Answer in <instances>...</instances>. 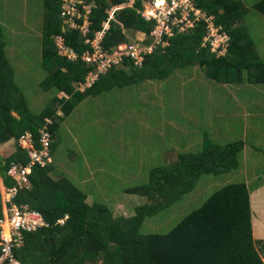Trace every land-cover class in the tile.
Listing matches in <instances>:
<instances>
[{"label":"trees","instance_id":"obj_1","mask_svg":"<svg viewBox=\"0 0 264 264\" xmlns=\"http://www.w3.org/2000/svg\"><path fill=\"white\" fill-rule=\"evenodd\" d=\"M195 1L197 8L215 16L216 25L223 26L230 34L231 42L225 55L213 53L210 44L202 46L207 26L202 22L189 34L166 38L169 46L159 47L149 55L137 72L148 78L161 79L168 77L173 69L197 66L211 80L240 84L247 76L250 82L264 84V62L243 24L248 12L243 0ZM86 2L95 3L91 15V37L94 39L103 29L109 9L126 0ZM45 6L43 66L48 77L43 88L46 91L58 89L68 98H57L42 115L33 114L16 83L14 69L6 59L4 35L0 30V146L19 141L28 131L33 132L38 141L41 129L50 118L54 121L49 130L54 138L55 156L56 140L65 118L87 98L112 87L109 81L123 86L136 72L113 70L94 88L82 89L93 69L83 60L73 62L62 56L55 38L64 36L67 45L81 57L91 47L86 45L80 31L65 32L61 18L62 0H45ZM135 7L142 8V2ZM254 9L264 15V0L257 2ZM117 18L124 28L112 23L104 41L106 50L134 41L139 32L149 38L155 27V22H145L135 9L120 11ZM236 23L240 25L235 27ZM150 41L149 38L147 42ZM61 111L64 116L60 115ZM241 148L207 142L199 154H181L171 165L154 168L147 184L126 190V193L146 199V203L135 208L134 216L119 220L113 217L109 206L98 202L90 205L88 194L72 180L56 177L53 163L46 168L36 167L31 176V188L22 192L14 204L40 211L50 226L26 233L25 244L14 251L15 255L22 264H264V238H261L264 232L258 228L259 237L254 238L252 225L254 210L264 216V204L256 201L253 207V194L245 183H232L216 191L201 208L187 215L167 234L141 232L146 217L181 200L194 190L201 176L228 173L236 168ZM21 150L6 161L0 157V221L4 219L2 196L5 187L15 185L7 174L10 164L19 160L28 163V157ZM67 216L70 219L61 225L59 222Z\"/></svg>","mask_w":264,"mask_h":264},{"label":"rangeland","instance_id":"obj_2","mask_svg":"<svg viewBox=\"0 0 264 264\" xmlns=\"http://www.w3.org/2000/svg\"><path fill=\"white\" fill-rule=\"evenodd\" d=\"M259 1L243 0L248 10L243 24L264 62V15L254 9ZM46 14L45 0H0L5 56L37 116L66 97L43 88ZM134 69L127 70L136 74L126 84L109 81L112 87L87 98L65 118L56 140V177L72 180L88 194L90 205L109 206L119 220L134 216L135 208L146 203L126 190L147 184L154 168L171 165L181 154H199L207 142L242 146L236 168L201 176L181 200L146 217L143 234L169 233L229 184L264 186V84L247 76L240 84L211 80L197 66L173 69L161 79ZM17 149L16 142L0 146V157L6 161Z\"/></svg>","mask_w":264,"mask_h":264},{"label":"built area","instance_id":"obj_3","mask_svg":"<svg viewBox=\"0 0 264 264\" xmlns=\"http://www.w3.org/2000/svg\"><path fill=\"white\" fill-rule=\"evenodd\" d=\"M138 2H142V8L135 7ZM94 6L95 3L89 4L86 0H62L61 18L65 32L80 31L86 45L91 47L82 57L67 45L64 36L55 38L62 56L73 62L83 60L93 69L82 89L94 87L104 75L113 70L130 67L141 69L149 55L154 54L159 47L169 46L166 38L188 34L202 22L207 24L202 41L203 47L210 44L213 53L225 55L230 46V34L223 26L216 25L215 16L197 8L195 0H126L125 3L109 9V17L103 29L96 33L93 39L91 15ZM125 9H135L145 22H155L149 36L151 41L147 42L148 37L136 39L131 43L120 44L112 50H106L104 41L111 31L112 23L115 22L124 28L117 18V13ZM80 20H84V23L81 24ZM53 123L52 119H47V125L41 129L38 141L33 132H27L17 142L18 149H22L23 155L28 157V163L22 160L13 161L7 173L15 185L5 187L3 193L4 219L0 221V264H22L14 251L24 246L25 234L50 226L40 211L29 206L23 208L16 206L14 200L31 188V176L36 167L46 168L53 163L54 138L49 130ZM68 220L69 216L61 220L60 224L65 225Z\"/></svg>","mask_w":264,"mask_h":264},{"label":"crops","instance_id":"obj_4","mask_svg":"<svg viewBox=\"0 0 264 264\" xmlns=\"http://www.w3.org/2000/svg\"><path fill=\"white\" fill-rule=\"evenodd\" d=\"M147 37L148 36L146 34L141 33V32L136 34V39H144V38L146 39ZM129 43H131V42H129ZM131 68L132 67L126 69V72H127V70L128 71L131 70ZM250 187H249V189H250L251 193L253 194L252 195V199H253L252 200V205H253V207L257 204L256 201L264 204V196H263L264 186L252 187V188H250ZM254 196L256 198H254ZM253 215H254L253 216L254 218H252V225H253V231H254V238H258L259 237L258 233H257L258 232V228H262L263 232H264V216H263L262 213H257L255 210H254V214ZM261 238H264V234H262Z\"/></svg>","mask_w":264,"mask_h":264},{"label":"clouds","instance_id":"obj_5","mask_svg":"<svg viewBox=\"0 0 264 264\" xmlns=\"http://www.w3.org/2000/svg\"><path fill=\"white\" fill-rule=\"evenodd\" d=\"M68 32H69V31H68ZM59 50H60V49H59ZM91 72H92V71H91ZM108 74H109V73H108ZM108 74H106V75H108ZM106 75H104V76H106ZM104 76H103V77H104ZM103 77H102V78H103ZM102 78H101V79H102ZM100 81H101V80H100ZM100 81H99V82H100ZM99 82H98V83H99ZM98 83H97V84H98ZM91 88H94V87H91ZM87 89H88V88H87ZM85 90H86V89H85ZM62 95H65V94H62ZM65 96H66V95H65ZM66 97H67V96H66ZM61 112H62V111H61ZM28 132H29V131H28ZM17 142H18V141H17ZM17 142H16V143H17ZM17 148H18V146H17ZM17 150H18V149H17ZM17 152H18V151H17ZM17 152H16V153H17ZM16 153H15V154H16ZM53 163H54V156H53ZM2 200H3V196H2ZM3 206H4V205H3ZM69 219H70V217H69ZM63 220H64V219H63ZM59 223H60V222H59Z\"/></svg>","mask_w":264,"mask_h":264}]
</instances>
